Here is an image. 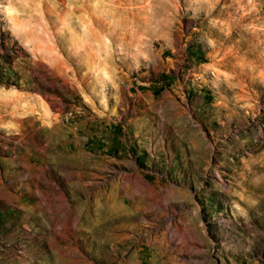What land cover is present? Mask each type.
<instances>
[{"label": "rangeland", "instance_id": "374dc122", "mask_svg": "<svg viewBox=\"0 0 264 264\" xmlns=\"http://www.w3.org/2000/svg\"><path fill=\"white\" fill-rule=\"evenodd\" d=\"M0 264H264V0H0Z\"/></svg>", "mask_w": 264, "mask_h": 264}, {"label": "bare ground", "instance_id": "6f19581e", "mask_svg": "<svg viewBox=\"0 0 264 264\" xmlns=\"http://www.w3.org/2000/svg\"><path fill=\"white\" fill-rule=\"evenodd\" d=\"M50 57V56H49ZM44 59V58H43ZM39 66V65H38ZM47 68V67H46ZM33 70V69H32Z\"/></svg>", "mask_w": 264, "mask_h": 264}]
</instances>
